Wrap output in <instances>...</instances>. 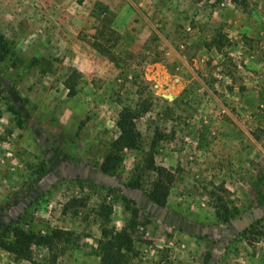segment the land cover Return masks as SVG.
<instances>
[{"label": "rangeland", "instance_id": "obj_1", "mask_svg": "<svg viewBox=\"0 0 264 264\" xmlns=\"http://www.w3.org/2000/svg\"><path fill=\"white\" fill-rule=\"evenodd\" d=\"M63 10L68 47L45 30ZM0 32L16 52L0 62V232L72 231L0 264H102L103 226H128L130 264H264V237H240L264 217V0H0ZM124 108L175 176L164 207L125 186L140 151L119 177L99 168Z\"/></svg>", "mask_w": 264, "mask_h": 264}, {"label": "trees", "instance_id": "obj_2", "mask_svg": "<svg viewBox=\"0 0 264 264\" xmlns=\"http://www.w3.org/2000/svg\"><path fill=\"white\" fill-rule=\"evenodd\" d=\"M242 6H248L249 0H231ZM14 43L2 32H0V62H4L15 56ZM40 58L33 57L30 65L36 66L40 63ZM13 67L17 62H12ZM136 117L128 110L123 109L117 120L119 134L111 140L99 164V168L108 175L119 177L120 171L125 165L126 151L135 150L142 153L141 160L132 168L131 174L125 186L130 189L143 190L148 198L159 206H166L173 187L175 176L173 172L165 166L158 165L155 159L156 139L152 141L148 150L144 148V141L141 131L138 128ZM149 175V182L145 180ZM148 183V187L145 186ZM260 202H264V193H260ZM125 207L131 209L132 219L129 228L135 229V220L140 216L141 209L133 199L124 197ZM79 200L74 199L73 204ZM104 209L105 221L109 222L112 214V207L108 204L101 206ZM224 204L216 206L217 216L226 221L237 211H226ZM147 222H150L148 220ZM72 231L55 229L50 234L36 233L25 230L19 223H11L0 232V248L14 254L16 258L29 260L33 253L34 245H44L50 250L56 248L60 242L70 243ZM240 237L253 242L260 237H264V217L247 227ZM98 249L95 254L101 257L102 264H130L133 253V239L127 228L116 231L103 226L101 237L97 240Z\"/></svg>", "mask_w": 264, "mask_h": 264}, {"label": "crops", "instance_id": "obj_3", "mask_svg": "<svg viewBox=\"0 0 264 264\" xmlns=\"http://www.w3.org/2000/svg\"><path fill=\"white\" fill-rule=\"evenodd\" d=\"M55 5L59 6L60 8L62 7V3H56ZM69 13H64V10L57 16H54V19L50 20L49 22H45L47 23V30L51 35H53L56 38H61V42L63 43L64 46H69L68 45V39H77L76 36L72 35L73 32V28L77 29L76 26L71 27V21L73 19L72 15H68ZM46 18L49 19V16L46 15ZM70 19V21H68ZM75 21V19H74ZM70 26V28H69ZM32 34V32H31ZM73 37V38H71ZM64 39V42H63ZM74 42V40H73Z\"/></svg>", "mask_w": 264, "mask_h": 264}]
</instances>
